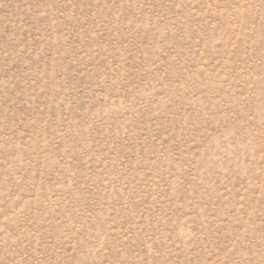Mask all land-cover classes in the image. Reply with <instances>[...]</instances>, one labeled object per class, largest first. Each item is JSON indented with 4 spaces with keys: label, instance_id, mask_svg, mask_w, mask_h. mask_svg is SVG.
<instances>
[{
    "label": "rangeland",
    "instance_id": "374dc122",
    "mask_svg": "<svg viewBox=\"0 0 264 264\" xmlns=\"http://www.w3.org/2000/svg\"><path fill=\"white\" fill-rule=\"evenodd\" d=\"M0 264H264V0H0Z\"/></svg>",
    "mask_w": 264,
    "mask_h": 264
}]
</instances>
